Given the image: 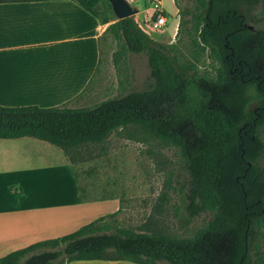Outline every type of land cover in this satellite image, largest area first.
<instances>
[{"label": "trees", "instance_id": "16d2710c", "mask_svg": "<svg viewBox=\"0 0 264 264\" xmlns=\"http://www.w3.org/2000/svg\"><path fill=\"white\" fill-rule=\"evenodd\" d=\"M35 1L45 0L0 3ZM71 1L108 25L99 46L111 35L122 52L146 56L144 89L90 107L0 106V139L49 143L74 166L82 149L134 129L177 150L189 177L187 223L209 220L191 237H170L118 227L119 210L0 264H264V0H188L184 8L173 0L180 19L170 44L153 40L134 16L117 20L107 0Z\"/></svg>", "mask_w": 264, "mask_h": 264}, {"label": "crops", "instance_id": "0c3cea01", "mask_svg": "<svg viewBox=\"0 0 264 264\" xmlns=\"http://www.w3.org/2000/svg\"><path fill=\"white\" fill-rule=\"evenodd\" d=\"M155 1L165 17L162 0ZM146 7L151 9L149 2ZM107 26L71 0L0 3V106L53 108L73 101L97 70L99 39ZM177 26L168 39H174ZM148 35L169 44L154 31ZM79 193L72 165L60 149L32 138L0 139V259L120 209L118 201L99 212L91 200L79 202ZM72 223L75 228L64 233Z\"/></svg>", "mask_w": 264, "mask_h": 264}, {"label": "rangeland", "instance_id": "374dc122", "mask_svg": "<svg viewBox=\"0 0 264 264\" xmlns=\"http://www.w3.org/2000/svg\"><path fill=\"white\" fill-rule=\"evenodd\" d=\"M172 1L162 0L167 22L162 29L155 31L156 36L161 35L169 44L176 41L175 37L173 40L168 38L180 19ZM175 1L180 8L191 4L188 0ZM147 3L148 0H141L129 4L138 10L134 19L142 29L143 23L153 13L147 11ZM250 28L254 30L256 27ZM100 61L89 87L70 106L90 107L109 98L144 89L149 76L144 54L122 52L112 36L107 35L100 43ZM257 108L256 102L249 105V110ZM261 135L264 138V133ZM72 170L79 192L80 189L85 191L79 194L84 200H91L97 211L104 212L120 203V211L115 218L118 227L138 233L158 232L187 238L209 220L208 215L202 214L187 223L185 197L189 177L177 150L134 129L114 132L103 145L91 147L89 153L82 149ZM74 226L72 223L63 232L72 231ZM259 253L264 257V240L259 243Z\"/></svg>", "mask_w": 264, "mask_h": 264}, {"label": "built area", "instance_id": "2783aa9c", "mask_svg": "<svg viewBox=\"0 0 264 264\" xmlns=\"http://www.w3.org/2000/svg\"><path fill=\"white\" fill-rule=\"evenodd\" d=\"M152 11V15L146 20V23H143L142 26L145 32L148 34L151 31H156L162 29L166 25V18L163 15V12L160 9V6L155 0H148Z\"/></svg>", "mask_w": 264, "mask_h": 264}, {"label": "water", "instance_id": "95a60500", "mask_svg": "<svg viewBox=\"0 0 264 264\" xmlns=\"http://www.w3.org/2000/svg\"><path fill=\"white\" fill-rule=\"evenodd\" d=\"M112 8L114 17L117 20H123L138 13L136 8L131 7L125 0H107Z\"/></svg>", "mask_w": 264, "mask_h": 264}]
</instances>
